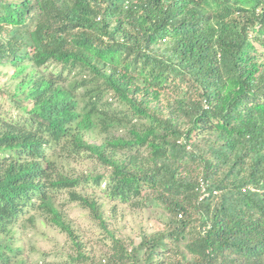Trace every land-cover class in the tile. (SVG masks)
Segmentation results:
<instances>
[{"label": "trees", "instance_id": "trees-1", "mask_svg": "<svg viewBox=\"0 0 264 264\" xmlns=\"http://www.w3.org/2000/svg\"><path fill=\"white\" fill-rule=\"evenodd\" d=\"M0 67L21 112L0 113V264H36L39 221L73 253L37 264H264V0H0ZM107 202L167 230L130 243Z\"/></svg>", "mask_w": 264, "mask_h": 264}, {"label": "rangeland", "instance_id": "rangeland-1", "mask_svg": "<svg viewBox=\"0 0 264 264\" xmlns=\"http://www.w3.org/2000/svg\"><path fill=\"white\" fill-rule=\"evenodd\" d=\"M47 67L60 70V66L53 64H48ZM0 71L2 73H12L11 69L5 67H0ZM7 80L6 76H0V86H4ZM0 113L5 117H15L21 114L11 102L10 97L5 96L3 93H0ZM92 165L88 160L82 159L77 163L73 162L71 167L78 175H94L98 171H95L96 167ZM65 169L66 166L61 168V171H65ZM62 197L67 204V195L64 194ZM136 205V202L133 206L107 202V211L112 227L118 231V235L130 243L139 245L143 240V233L153 235L160 231H166L167 227L163 211L154 208L145 209ZM64 210L82 234L81 237L88 246V252L94 255L96 259L99 258L101 251L107 249L104 244L102 248L98 244L99 239L102 241L106 238L104 231L93 222L90 213L78 204H67ZM18 237L21 239L19 244L23 246L27 255L32 256V260L36 264L39 263L42 256L52 255V258L47 259L53 260L54 258L55 260L56 252L63 253V258H68V254L73 253L67 235L62 233L59 228L48 223L43 224L39 221L37 222V228H20Z\"/></svg>", "mask_w": 264, "mask_h": 264}, {"label": "built area", "instance_id": "built-area-1", "mask_svg": "<svg viewBox=\"0 0 264 264\" xmlns=\"http://www.w3.org/2000/svg\"><path fill=\"white\" fill-rule=\"evenodd\" d=\"M205 191V189H203V192Z\"/></svg>", "mask_w": 264, "mask_h": 264}]
</instances>
